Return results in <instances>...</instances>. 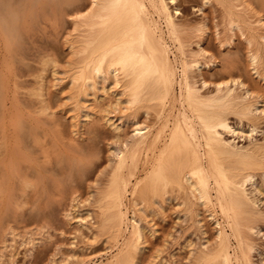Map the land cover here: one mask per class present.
Segmentation results:
<instances>
[{
    "label": "bare ground",
    "instance_id": "obj_1",
    "mask_svg": "<svg viewBox=\"0 0 264 264\" xmlns=\"http://www.w3.org/2000/svg\"><path fill=\"white\" fill-rule=\"evenodd\" d=\"M174 1L0 0V75H21L22 69L25 72L30 64L24 63L28 44L35 43H31V38L42 20L61 24L65 32L62 57L55 47L45 46L36 53V65L27 68L25 74L37 75L34 77L38 79V86L34 83L37 88H29L30 96L38 103L32 101L35 102L32 107L37 106L38 118L24 117L27 111L20 115L16 111L13 120L8 121L13 132L4 123V110L13 112L5 109L10 78L0 76V248L6 249V231L12 243L19 239L10 224V215L16 218L17 213L9 206L17 202L24 206L27 190L43 182L44 173L49 170L44 166L49 163L47 158L43 166L37 160L50 152L39 154V158L35 154L36 146L43 142L38 136L42 134L37 126L42 123L40 114L48 117L62 112L69 119L70 141H85V146L73 150L59 148L55 152L57 163L67 172L70 183L82 178L85 181L84 176L98 158L97 137H87L84 131L94 116L98 115L114 131L126 123L132 127L128 139L117 138L108 144L106 179L94 184V192H89L85 200L89 204L83 209L86 216L74 217L75 223L83 226L91 237L92 245L86 244L93 246L99 242L109 251L104 260L95 264H141L148 240L157 236L155 220H164L174 206L176 219H188L202 236L197 247L187 243L191 247L184 264H251V236L260 232L258 224L264 222V211L259 207L264 201V189L257 184V178L264 181V141L237 146L223 135L234 134L236 130L239 133L256 130L258 115L264 119L263 91H255L241 79L237 72L241 66L236 78L228 69L227 77H216L212 94L201 92L206 85L201 78V67L216 61L202 45L208 27L200 22L178 23ZM198 3L200 7L218 8L222 33L220 30L215 33L217 45L231 46L240 37L245 42V61L254 72L252 75L260 77L264 84V0H199ZM234 52L227 55H236ZM227 55L225 58L229 60ZM19 64L26 68L18 69ZM224 64L223 67L228 65ZM47 73L57 80L53 86L59 84V101L44 98L42 81ZM25 93L29 97V92ZM107 99L102 109L101 102ZM19 104L16 102L15 106ZM55 105L58 109L52 110ZM230 117L238 122L237 129L231 126ZM55 121L52 123L56 125ZM60 129L50 133L54 134L50 135L52 138L49 136L48 141H53L55 146L63 143ZM74 191L77 193L75 187ZM78 199L76 196L70 199L71 213L77 212ZM203 215L213 226L211 239L204 237ZM84 218L92 222L83 223ZM20 240L31 248L36 245L31 235ZM2 253L0 264H13L1 262ZM158 257L156 251L152 264H157ZM65 261L94 263L73 254Z\"/></svg>",
    "mask_w": 264,
    "mask_h": 264
},
{
    "label": "rangeland",
    "instance_id": "obj_2",
    "mask_svg": "<svg viewBox=\"0 0 264 264\" xmlns=\"http://www.w3.org/2000/svg\"><path fill=\"white\" fill-rule=\"evenodd\" d=\"M198 2H199V0H175L173 3L174 4L173 6H175L178 9V13L174 15V16H176L178 23L185 25V24H194V23L200 22V23H205L208 27V32L205 36V39L203 40L202 45L206 48V50L210 54L213 55V57H214V59H216V61L214 60L215 62L207 63L209 66L205 64L204 66L201 67V73H202L201 78H203L206 82L205 88H203L201 90V92H203V93L207 92V93L212 94L214 92L212 83L216 82V77H219V76L227 77L229 74L225 70L228 69V72L235 78L239 76L238 74H240V77H242L241 79H243V81L246 84L248 83V85L252 89H256L255 91H257V92L263 91L262 93L264 96L263 81L260 79V77L258 78L256 75H254V76L252 75V73L254 74V72L251 71V68L249 69L248 63H247V61H245L246 56H244V54L246 53V51H244L245 47L243 46V45H245V42L239 37L237 39H234L231 46H227V45L225 46L224 45L223 47L219 48V46L217 45L218 42L216 41L217 36L215 35V33L219 32V30H220V33H222L221 32L222 27H221V23H220L221 17H218V15H220L219 11L217 10L218 8L215 5H208L205 7H200V4ZM218 21H219V23H218ZM40 24H41V26H40ZM40 24H39V26H37L36 30L34 31L32 38H31V43H32V41H34L35 43H32L33 45L28 44V50L31 47L32 48L29 50L30 52L27 50V52H28V53H26L27 59L25 58V61L26 62L29 61V62L26 63L24 61L25 64L30 63L31 66H32V64L36 65L35 61H36L37 51L40 50L41 48H44L45 46L55 47L57 50V54H59L60 57H62V53L64 51L61 48L62 47L61 44L64 41L63 39L65 36L64 35L65 32L62 31L61 24L57 26L55 23H53L49 20H42L40 22ZM49 25H50V27H49ZM65 26H66V24H65ZM43 27H44V29H42ZM53 27L56 29H54ZM40 28H41V30H40ZM221 37H222V35H221ZM192 47L194 49L196 48V46H194V45H192ZM33 50H34V52H33ZM226 50H232V51H226ZM233 51H236V52H234V54H236V55H227L229 52L231 53ZM218 52H220V53H218ZM209 53H207L206 56H209ZM220 54H222L223 56H221ZM30 55H32V57H30ZM226 55L229 56V60H231L230 63H229L228 59H227L228 61L226 60V58H225ZM238 55H239L240 59H237ZM235 56H236V58H235ZM30 58L31 59L33 58V59L30 60ZM223 60H224V62H223ZM223 64H224V66L226 64H228L227 66H225L227 68L223 67ZM29 65L27 66V68L29 67ZM245 65L247 66L246 68H245ZM20 66H18V69L23 68V67L26 68L25 66H23V64L21 67ZM235 66H237V67H235ZM241 66H242V69L240 68ZM230 67H231V70L229 69ZM238 67L240 69H238ZM27 68L25 69V72H26ZM29 68H31V67H29ZM219 68H221V69H219ZM244 68L248 74L245 73L246 71L244 70ZM237 69H238V71H237ZM223 71H225L224 72L225 74L223 73ZM236 71L239 73L237 74ZM20 72L22 73L21 75H15V76L11 75L12 77L10 75L8 76L10 78V81H9L10 83H7V84H8V89H9L8 92L9 91L10 92L7 94L8 99L6 98V101L8 103L6 102L5 109L7 108V110H10V112L13 111V112H11L13 115L11 113H9L8 111L6 112V110H4L5 111L4 113L6 114L4 123L7 125V127H9V129H11V128H10V126H8V125H10V123L8 121L13 120L14 116L17 113L18 114L19 113L26 114L28 112L26 115H24V117L27 115H29V116L33 115V117L38 118V116L36 117V113H38V112H37V110H35L37 108V106L32 107V106H34L33 104L35 102H36L35 105H38V103H37V101H35L33 96H30L31 90L29 89V88L34 89L35 84H36V86H38V79L35 78L37 75H26L24 72V69H22ZM243 72H244V74H243ZM23 73H24V75H23ZM47 74L43 75V77H45V78H43V81H42V84L44 85V86L42 85L43 86L42 90H43V93L45 94L44 98L48 97L52 101H56V100L59 101L60 93L57 91L59 89L58 88L59 84L56 82L58 85L55 84V86H53V84L57 80H54L52 78V75H50L49 73H47ZM0 76H3L4 78L7 77V75H0ZM52 80H54V81H52ZM260 81H262L261 82L262 84L260 83ZM9 84H10V86H9ZM253 84H255L256 86L254 85V87H253L252 86ZM14 86L15 87L18 86L17 87L18 90ZM260 88H262V89H260ZM237 91H239V90H237ZM25 92H27V93L29 92V97H28V94H26ZM9 95L11 98H9ZM13 95L15 97H18V99H20V100H16L15 97L12 98ZM26 95H27V97H26ZM26 98H27V100H26ZM48 98H46V99H48ZM10 99H13V102H15V104L13 102H10V101H12ZM14 100H16V101H14ZM23 101H27V102L24 103ZM32 101H35V102H32ZM16 102H19L22 106L19 104V106L16 107L15 106ZM23 103L25 104L24 109L21 108V107H24ZM107 103H108V99L102 101L101 102V108L102 109L105 108ZM11 105L14 107H12ZM17 105H18V103H17ZM29 105H31V107ZM27 106L30 108H28ZM15 108H17V109L19 108V109L17 110ZM12 109H15V111ZM56 109H58V105H55L52 108V110H56ZM52 110H51V112H52ZM16 111H17V113H16ZM33 111L35 114L33 113ZM8 113H9V115H8ZM40 115H41L40 118L42 119V123L41 124L39 123V125H37V126H39V128H41L42 134L41 135L39 134L38 136L41 139V142L43 141L44 143L42 142V144H40L41 147H40V145L36 146L37 148L35 149V152H36L35 154H36V157L39 158L42 154H44L45 151L47 153L50 152L48 155H45V156L43 155L44 157L42 156L37 160L38 164L43 166V164L46 162V158H47V160H49V163H45L44 166L46 167L47 170L49 169L50 171L48 170L46 173H44V175H45L44 179L45 180H43V182L36 183L37 185L34 189H32V190L28 189L27 190L28 194H26L25 201H23V202H25L24 206H22V204L20 202H17L19 205L13 204V205L9 206V209L11 211L17 213L16 218H14V215H12V214L10 215V219H11L10 224L14 226V229H15L14 231L17 234V237H19V239H16V243H12L11 237H9V232L8 231H6L7 233L5 232L6 235L4 236V239H6L5 241H7V242L4 243L6 245L5 250L0 248V252L1 253L3 252L2 253L3 257L1 259L2 260L1 262H4V263L11 262L13 264H68V262L65 261V258H67V256H70L73 254V255L78 256L80 259H83V260H89L90 259V260L94 261V263H91V264L98 263L99 260L105 259L104 257H106L109 254V251L107 249L103 248V246H101L102 244L99 242H97L96 244L94 243L95 245L93 244V246H91L92 244L90 242H92V241H91V237L88 234V231L83 226H79V224L75 223L76 219L74 217H76V216L85 217L86 216V212L83 211V209H87L86 205L89 204V201H85V200H86V198H88V196L90 195L91 192L92 193L94 192L93 190H95L94 188H95L96 184L104 182L103 179H106V173L109 170L108 169V162H107V155H108V147L107 146H108V144L113 143L117 138H119L120 140L128 139V137L131 134V128H132L131 124L130 123L123 124L119 131H114V130H112V127L105 124V122L98 115L94 116L92 118V120L90 121V123L85 125L84 131L86 132L87 137H90V138H93L94 136H95V138L97 137L96 143H97V148L99 149L98 158L95 160L93 165L89 168L90 170H88L87 174L85 175L86 177L84 176L85 181L82 178L81 179L82 181L80 179H77L76 181H73V183H70L69 182L70 179H68V177L66 175L67 172H65V169L62 168V165H58V163H57L55 152L58 151L59 148L65 149V150H70V149L73 150L75 148L85 146V141L80 140V139L77 140L78 143L70 141L71 136H69V135H71V134L68 130L69 129V119L66 118L64 113H62V112L57 113L56 112L55 115H53L54 117L53 116L46 117L45 114H40ZM42 115H45V116L42 117ZM61 115H62V117H61ZM256 115H258V114H256ZM258 117L260 120L259 119L257 120L258 121L257 126L258 125L259 126L258 127L256 126L257 128L255 131H253L251 133H249L247 131H245L244 133H239L236 130V132L234 134H230V133L224 134L223 135L224 138L227 141H230V142L236 144L237 146H241V145L247 146L248 144L252 143V141L253 142L254 141L263 142L264 141V135H263V133H264V119L260 118L261 116H259V115H258ZM232 118L233 117H230V120H229L230 122H232L231 126L234 129H237L239 127L238 122ZM41 119H40V122H41ZM6 121L8 123H6ZM51 121L52 122L55 121L56 125L54 123H52ZM57 121H58V123H57ZM64 121H66L65 127H64V124L62 126V123ZM43 122L46 124H44ZM59 124H61L62 127ZM245 124L246 123L244 122V124L242 125L244 130L247 127V124L246 125ZM59 127H61V129ZM56 128L63 131L62 132L63 135H62V139H61V142L63 141V143H60L57 146H55L53 141H51V142L48 141L49 139L51 140V138H52L50 135H54L53 133H56V131H57ZM86 128H87V130H86ZM12 129H13V127H12ZM12 129H11V131L13 132ZM48 131H49V133H48ZM51 132H53V133L50 134ZM9 133H11V132H9ZM45 133H46V135H44ZM42 136H44L45 138L50 136L51 138L49 137L46 140ZM49 143H50V145L52 144L51 146H53V147H51L49 145ZM43 146H45V148H43ZM46 147H48V150H46ZM41 148H43L44 150ZM39 154H41V155L39 156ZM51 154H52L53 158L51 157ZM53 154H54V156H53ZM48 156L51 158H49ZM57 166H58V168H57ZM49 167H51V168H49ZM55 169L59 172H57ZM50 174H52V175H50ZM102 174H104V175H102ZM63 175L65 176L64 178L62 177ZM59 177H61L63 179V181L61 178L59 179ZM87 177H88V179H87ZM49 178H52V179H49ZM78 180H80V181H78ZM32 181L36 182L34 178H32ZM96 181H98V182L96 183ZM52 182H53V184L50 185ZM63 182H65V183H63ZM60 184H62V185H60ZM257 184H258V186L262 185L263 189H264V185H263L264 181H261L260 178H257ZM48 186L50 188H47ZM73 186L76 188V192L77 193L79 192L78 194L75 193V191L73 192V189H74ZM40 187H42V188H40ZM77 187H79L78 190H77ZM35 189H36V191H35ZM57 190L61 193H59ZM68 191L69 192L72 191L76 195L75 194L73 195L72 192L69 193ZM55 192L58 194H56ZM42 194H44V195L42 196ZM48 194H53L54 196L48 195ZM61 194H62V196H60ZM68 194H69V196H68ZM46 196H49V198H46ZM57 196H60L61 198L64 196L66 198L63 197L64 199L63 198L61 199L59 197L61 200L60 201ZM75 196L79 197L78 200L80 201V204H79V208L78 209L76 208L77 212L71 213V210H72L71 206H73V202L71 203L72 200L70 201V199L75 197ZM44 198H45V200H44ZM51 198L54 199L53 200L54 203L52 202ZM57 198H58V201H57ZM37 199L39 201H36ZM48 199L51 201L49 202ZM34 201H35V203H34ZM45 201H47V202H45ZM48 202H49V204H48ZM44 203H45V205H44ZM26 204H27V206H26ZM32 205H33V207H32ZM20 206H22L21 209L23 211L22 212L23 214H21V212L19 210ZM15 207L18 210H16ZM34 207H36V208H34ZM39 207H41V208H39ZM259 207L264 211V201L262 204L259 205ZM89 209H90V206H89ZM175 210L176 209L174 206L170 209V211H168L166 213L164 220H161V219H159L158 221H157V219L155 220V224H156V227L158 229L157 236L148 240V246H147V249L145 250V253L143 255V262L141 264H150V263L152 264V263H154V254L156 251H159V257H158L159 261L156 262L157 264H184L186 259H187V256L189 255V249L191 247V246H187V243L189 242L193 247H197L198 244L200 243L202 236H200L198 231H196V229L193 226H191V222H189L188 219H179V220L176 219L177 214L174 212ZM69 213H70V215L68 216L67 214H69ZM36 215H37V218L34 219V217ZM19 216H21V218H19ZM30 216L31 217L34 216V217L31 218ZM13 220L16 221V223L13 222ZM83 220H84V221H82L83 223L92 222L90 220V218H84ZM185 221L188 223L186 224ZM17 223H19V224H17ZM260 223H262V224H258V227H259L258 231H260V232H258L256 234H252V236H251V241H252V245H253V251L251 252V257H250L251 264H264V222H260ZM202 224L204 225L203 226L204 232H205L204 237L206 239H211L213 236V226L209 222V219L206 218L204 215L202 216ZM259 225L261 227L262 226L263 227L261 228ZM30 235L32 238L35 239V244H36L32 248H31V245L27 244L26 242L24 244H21V240H20L23 236H27V237L29 236L30 237ZM87 239H89V241H87ZM86 242H89L91 245L89 243H87L88 244L87 245ZM89 245H90V247L88 248L87 246H89ZM85 248H87V249H85ZM101 248H103L104 250ZM10 256H12V257L10 258ZM52 259L54 262L52 261ZM66 260H68V259H66Z\"/></svg>",
    "mask_w": 264,
    "mask_h": 264
}]
</instances>
